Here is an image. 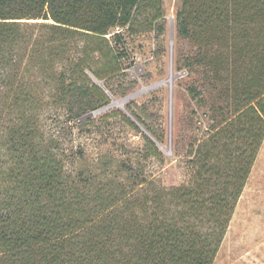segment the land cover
Wrapping results in <instances>:
<instances>
[{
    "label": "trees",
    "instance_id": "16d2710c",
    "mask_svg": "<svg viewBox=\"0 0 264 264\" xmlns=\"http://www.w3.org/2000/svg\"><path fill=\"white\" fill-rule=\"evenodd\" d=\"M162 4L0 0V264H214L264 142V0H182L176 13L178 35L198 50L186 65L208 67L218 87L208 134L189 145V183L167 187L124 163L127 175L114 180L106 161L99 173H68L26 109L43 91L81 126L110 101L88 69L125 93V33L146 7L150 25L161 19ZM124 118L146 156L161 158Z\"/></svg>",
    "mask_w": 264,
    "mask_h": 264
},
{
    "label": "rangeland",
    "instance_id": "374dc122",
    "mask_svg": "<svg viewBox=\"0 0 264 264\" xmlns=\"http://www.w3.org/2000/svg\"><path fill=\"white\" fill-rule=\"evenodd\" d=\"M181 5L182 0H163V17L153 25L150 21L154 13L146 7L132 33H125V93L113 95L87 70L110 101L78 119L81 126L70 121L65 110L43 91L42 98L38 96L32 106L26 105L44 137L57 142L68 173H99L105 169L102 163L106 161L114 180L127 175L121 172L124 163L167 187L189 183V145L208 134L213 122L209 106L217 100L218 87L207 81L212 75L208 67L198 66L191 72L186 65L187 58L198 50L176 30L175 16ZM172 68L174 78L170 84L166 80ZM192 86L201 91L198 99L190 93ZM128 105L164 136L162 142L145 129ZM124 114L157 144L161 158L146 156L147 142L142 132L129 125ZM214 264H264V142Z\"/></svg>",
    "mask_w": 264,
    "mask_h": 264
},
{
    "label": "bare ground",
    "instance_id": "6f19581e",
    "mask_svg": "<svg viewBox=\"0 0 264 264\" xmlns=\"http://www.w3.org/2000/svg\"><path fill=\"white\" fill-rule=\"evenodd\" d=\"M170 40H171V39H170ZM170 44H171V43H170ZM173 78H174V70H173V68H172L171 71H170V75H169V77L167 78L166 82L171 84ZM157 85H158V84H157ZM169 148H170V147H169Z\"/></svg>",
    "mask_w": 264,
    "mask_h": 264
}]
</instances>
